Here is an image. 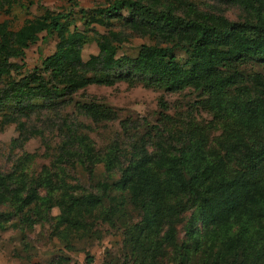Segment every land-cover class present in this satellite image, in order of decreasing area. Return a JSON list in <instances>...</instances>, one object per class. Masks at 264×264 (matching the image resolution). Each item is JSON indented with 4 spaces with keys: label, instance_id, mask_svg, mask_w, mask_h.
<instances>
[{
    "label": "trees",
    "instance_id": "1",
    "mask_svg": "<svg viewBox=\"0 0 264 264\" xmlns=\"http://www.w3.org/2000/svg\"><path fill=\"white\" fill-rule=\"evenodd\" d=\"M228 1L249 15L232 19L192 0H106L90 8L51 10L43 26L26 18L11 28L0 19V125L39 103L60 112L71 100L92 119L114 118L110 106L81 102L75 93L118 79L166 91L190 87L212 113L205 124L189 120L167 130L172 140L158 130L152 139L147 130L136 132L126 148L116 141L102 151L88 134L70 130L62 138V154L91 164L103 161L108 173L118 175L99 181L97 190H82L62 167L43 166L35 175L24 166L0 170V204L13 207L0 210V228L14 214L31 225L53 206L65 233L92 226L99 217L109 222L116 217L127 226L131 255L139 264H157L188 212L176 264L187 247L199 252L204 264H264V0ZM89 11L108 24L114 17L152 42H142L134 54L99 51L84 59L82 45L90 37L116 49L127 38L123 29L117 36L89 34L88 21L82 27L75 21V13L82 17ZM42 30L44 42L55 39L53 51L16 77L22 67L17 59ZM215 127L219 132L210 136ZM129 206L137 219L129 220Z\"/></svg>",
    "mask_w": 264,
    "mask_h": 264
},
{
    "label": "rangeland",
    "instance_id": "2",
    "mask_svg": "<svg viewBox=\"0 0 264 264\" xmlns=\"http://www.w3.org/2000/svg\"><path fill=\"white\" fill-rule=\"evenodd\" d=\"M105 1L14 0L11 5L6 3L0 6V19L7 20L11 28L19 27L26 18H32L39 26H43L51 10H77L79 6L90 8ZM192 1L203 10L220 12L232 19H241L249 15L243 6L228 0ZM80 14L75 13V21L80 27L84 21H88L89 34L98 30L117 36L119 29H123L127 34L126 40L117 49L111 43L90 37L82 45L84 59L89 54L99 51L108 54L114 52L134 54L139 44L152 42L147 36L130 30L114 17L108 24L104 18L90 11L82 17ZM39 34L40 37L25 48L23 58L17 59L22 67L19 72L13 73L16 77L40 65L41 58L53 51L55 39L44 42L41 38L44 31H40ZM75 96V99L81 102L94 100L104 103L114 109L116 115L114 118L95 120L79 110L72 100L61 108L60 112L50 111L39 103L28 110L29 112L20 115L17 121L0 125V170L10 171L13 168L20 170V167L24 166L28 174L35 175L43 166L54 171L62 167L82 190H97L99 181L117 176L118 171L108 173L103 161L91 164L86 160L77 161V156L62 154L61 141L70 130L75 129L88 134L94 141L95 148L102 151L116 141L120 148H126L132 143L136 132L144 133L147 130L152 132V139L155 138L154 132L158 130L170 140L172 135H168L167 130L173 131L189 120L205 124L212 118V113L197 102L198 91L190 87L166 91L146 86L142 81L118 79L110 85L89 84L79 89ZM160 99H163L165 106L160 104ZM164 113H167L169 118H164ZM22 121L23 129L18 124ZM67 125L71 129H68ZM218 132L217 127L212 128L210 136ZM28 157L30 159L27 160ZM128 209L129 220L139 217L136 210L130 206ZM0 210L13 211V207L4 203L0 204ZM59 213V208L53 206L48 215H38L31 225L18 214L7 220L0 228V264H139L140 260L135 259L129 251L127 226L116 217H113V222L99 217L91 224L92 226L84 228L85 225H82L74 234L65 233L62 226H57ZM107 213L105 210L104 214ZM187 215L188 212L184 214L183 221L176 223L174 241L165 245V253L157 258V264H176L177 260L179 262L176 248L184 238ZM180 264L204 262H201L199 252H193L192 248L187 247L180 257Z\"/></svg>",
    "mask_w": 264,
    "mask_h": 264
}]
</instances>
